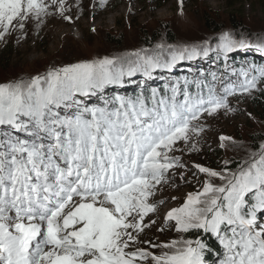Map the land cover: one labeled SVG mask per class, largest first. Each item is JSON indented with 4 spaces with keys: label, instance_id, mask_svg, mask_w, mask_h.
I'll return each instance as SVG.
<instances>
[{
    "label": "snow or ice",
    "instance_id": "1",
    "mask_svg": "<svg viewBox=\"0 0 264 264\" xmlns=\"http://www.w3.org/2000/svg\"><path fill=\"white\" fill-rule=\"evenodd\" d=\"M70 11L69 0H0V40L48 16L71 22ZM252 47L264 53V38L224 32L215 47L159 43L152 52L83 60L0 83V264H205L201 231L222 247L219 264H264V144L235 171L229 161L219 171L194 165L205 177L201 190L164 216L177 233L195 231L194 239H142L156 224L149 214L158 202L149 198L169 170L187 167L175 153L198 150L201 119L234 111L227 97L237 88L217 91L185 76L162 90L104 95L137 73L150 80L179 61L210 52L227 59ZM240 75L239 91L250 93L264 81V66ZM219 139L221 147L235 143ZM141 244L164 250L156 255Z\"/></svg>",
    "mask_w": 264,
    "mask_h": 264
},
{
    "label": "rangeland",
    "instance_id": "2",
    "mask_svg": "<svg viewBox=\"0 0 264 264\" xmlns=\"http://www.w3.org/2000/svg\"><path fill=\"white\" fill-rule=\"evenodd\" d=\"M233 1L236 3L229 7ZM69 3L71 11L68 14L73 17L71 22L58 15L48 16L41 24L30 23L26 33H12L0 40V49L9 47L13 52L8 58L0 57V83L26 79L44 73L49 67L83 60L130 55L144 49L152 52L159 43L201 45L208 41L215 47L224 32L253 42L264 38V0H231V3L228 0H183V14L180 0H69ZM231 60L244 63L243 69L251 65L264 66V53L252 47L231 52L227 59L210 52L207 57L179 61L172 70L171 81L185 76L198 78L205 72L218 74L216 68L219 63L225 66ZM158 72L161 71L153 75ZM225 77H229L230 81L237 77L244 80L243 76L231 75L227 71ZM154 80L137 73L126 79L124 85L133 83L138 86L136 81H141L151 87ZM225 83L226 79L222 87ZM213 85L217 91L222 89L219 78ZM228 86L229 89L237 88L235 95L227 97L234 111L220 110L212 117L202 118L200 122L205 125V131L198 138V150L185 149L183 153H175L187 167L169 170L167 182L158 185L155 196L149 198L158 202L157 211L149 214L156 224L145 229L143 240L163 244L180 239L181 235L194 239L190 237L194 231L180 234L170 226L174 221L167 224L164 221L167 212L181 207L188 194L201 190L205 177L198 173L194 165L219 171L225 167L224 162L229 161L227 167L235 171L264 144V120L259 118L251 105V100L264 92V84L259 81L250 93L240 92L241 85L236 83ZM113 91L114 88L109 94ZM220 136L231 137L235 143L224 141L225 147H221ZM178 147L183 148V143H178ZM181 173L184 179H181ZM163 196H167V200ZM259 219L264 222V218ZM208 235L219 245L215 237ZM141 245L156 255L164 250L151 248L148 244ZM216 257L206 258L205 264H218Z\"/></svg>",
    "mask_w": 264,
    "mask_h": 264
},
{
    "label": "trees",
    "instance_id": "3",
    "mask_svg": "<svg viewBox=\"0 0 264 264\" xmlns=\"http://www.w3.org/2000/svg\"><path fill=\"white\" fill-rule=\"evenodd\" d=\"M228 3H231V0H228ZM235 3L236 2L233 1L231 4H229V7H233V5ZM160 5L161 4H159L158 7H160ZM12 53L13 52L11 51V49L9 47H2L0 49V57H2V58L3 57L8 58V57L12 56ZM220 61H222V59H220ZM244 65L245 64L242 62L235 63V60H231L229 62V64H227L225 66H221V64L219 63V66L216 68V70L219 71L218 74L223 76V77H225L226 71L231 73V75H233L234 73H237L239 76H241L240 71L244 67ZM236 70H240V71L237 72ZM213 76H216V73L211 76L212 79H213ZM199 78L200 79L203 78L206 82L210 81V76L207 75L206 73H204L203 76L199 77ZM262 84H264V81H262ZM251 105H252V107H255V111L259 115V118L261 120H264V92L259 93L256 98H253L251 100ZM196 235H197V233L194 231L193 234L190 235V237L195 238ZM199 236H200V238H202L204 240V242L208 246V251L205 253V258H212L214 255L219 253L220 246L218 244H216L208 234L200 232Z\"/></svg>",
    "mask_w": 264,
    "mask_h": 264
},
{
    "label": "bare ground",
    "instance_id": "4",
    "mask_svg": "<svg viewBox=\"0 0 264 264\" xmlns=\"http://www.w3.org/2000/svg\"><path fill=\"white\" fill-rule=\"evenodd\" d=\"M222 81H224V79H220V80H219V85H221ZM155 192H156V191H155ZM154 196H155V195H154ZM154 196H153V197H154ZM153 197H151V199H152ZM162 198H164V199L167 200L168 197H167V196H163ZM162 198H161V199H162ZM165 202H166V201H165ZM166 203H167V202H166ZM162 206H163V205H162ZM163 210H164V209H163ZM163 210H162V211H163ZM141 246H142V245H141Z\"/></svg>",
    "mask_w": 264,
    "mask_h": 264
}]
</instances>
